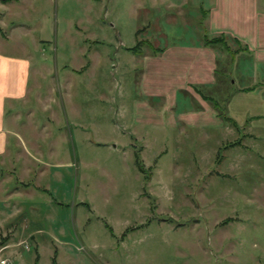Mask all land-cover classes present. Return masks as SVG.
Here are the masks:
<instances>
[{
    "label": "rangeland",
    "instance_id": "374dc122",
    "mask_svg": "<svg viewBox=\"0 0 264 264\" xmlns=\"http://www.w3.org/2000/svg\"><path fill=\"white\" fill-rule=\"evenodd\" d=\"M213 2L0 0V78L31 66L0 158V262L264 264V66L205 47L238 49L210 35ZM192 47L218 60L199 129L183 96L165 111L141 87V60Z\"/></svg>",
    "mask_w": 264,
    "mask_h": 264
},
{
    "label": "crops",
    "instance_id": "0c3cea01",
    "mask_svg": "<svg viewBox=\"0 0 264 264\" xmlns=\"http://www.w3.org/2000/svg\"><path fill=\"white\" fill-rule=\"evenodd\" d=\"M207 25L210 35L229 36L230 39L244 44L251 55L254 56L255 65L264 66V9L260 0H214L211 9L206 13ZM217 54V50H215ZM217 57L209 51L197 48L165 51L160 58L148 56L139 62L142 68L143 94L146 99H160L165 102V111L177 109L176 99L183 96L190 106L181 113H186L191 119H180L188 128L190 124L199 129L201 117H208L213 123V115L208 108L209 102L202 100L199 87H217ZM2 62V61H1ZM216 65V66H215ZM31 66L25 63L22 77H16L14 83L0 78V158L12 153L9 146V137L13 136L8 129V122L13 124V119L18 112L11 113L20 105L24 106L29 93V77L24 75L25 70L30 71ZM264 74V71H263ZM29 75V74H28ZM231 83V82H230ZM11 85V86H9ZM233 84L231 83L230 87ZM227 88V89H226ZM225 90H228L226 87ZM211 91L210 88L207 91ZM185 103V102H184ZM208 103V104H207ZM175 106V107H174ZM142 107V106H141ZM203 111V113H202ZM154 115L153 112L143 107L139 117L147 120ZM185 117V116H183ZM140 121V120H139ZM175 127L174 121L170 124ZM208 126V125H207ZM14 137V136H13Z\"/></svg>",
    "mask_w": 264,
    "mask_h": 264
},
{
    "label": "trees",
    "instance_id": "16d2710c",
    "mask_svg": "<svg viewBox=\"0 0 264 264\" xmlns=\"http://www.w3.org/2000/svg\"><path fill=\"white\" fill-rule=\"evenodd\" d=\"M223 37V36H221ZM224 39H221V38H217L215 39L214 41L210 42L208 40H205V47H214V48H217L220 47L223 49V51L225 52H228V63L230 64V66L234 65L237 61V58L241 57L242 55H249V53L247 51H243L239 46L240 44L238 42H235L236 43V46L238 47V49H235L234 51L230 50V49H227L226 45L224 44ZM217 45V46H216ZM138 48H139V44L136 45V47L134 48V52L135 51H138ZM252 90V89H251ZM139 171H141V169L139 168Z\"/></svg>",
    "mask_w": 264,
    "mask_h": 264
},
{
    "label": "built area",
    "instance_id": "2783aa9c",
    "mask_svg": "<svg viewBox=\"0 0 264 264\" xmlns=\"http://www.w3.org/2000/svg\"><path fill=\"white\" fill-rule=\"evenodd\" d=\"M0 264H9V263L4 261V262H0Z\"/></svg>",
    "mask_w": 264,
    "mask_h": 264
}]
</instances>
